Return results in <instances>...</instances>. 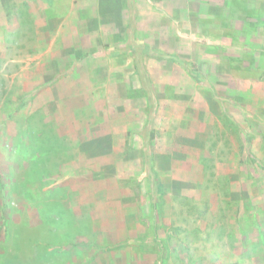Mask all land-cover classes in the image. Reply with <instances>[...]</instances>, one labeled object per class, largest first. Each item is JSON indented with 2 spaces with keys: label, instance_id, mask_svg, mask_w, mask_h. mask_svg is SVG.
I'll return each instance as SVG.
<instances>
[{
  "label": "rangeland",
  "instance_id": "1",
  "mask_svg": "<svg viewBox=\"0 0 264 264\" xmlns=\"http://www.w3.org/2000/svg\"><path fill=\"white\" fill-rule=\"evenodd\" d=\"M134 6L130 58L74 69L38 6L0 19V264H264V79Z\"/></svg>",
  "mask_w": 264,
  "mask_h": 264
},
{
  "label": "crops",
  "instance_id": "2",
  "mask_svg": "<svg viewBox=\"0 0 264 264\" xmlns=\"http://www.w3.org/2000/svg\"><path fill=\"white\" fill-rule=\"evenodd\" d=\"M135 2L143 6L142 9L152 6L167 11L171 19L186 28L183 33L205 34L213 41L228 36L232 42L240 44L236 55L247 59L243 70L257 71L264 79V0H11L9 4L13 11H20L26 5L31 18H37L31 11H36L32 6H38L43 12L40 16L43 27L59 30L50 42H58L62 49L51 54V58L70 59L68 66L74 69L81 66L78 60L83 55L91 59L96 53L94 50H102L105 55L108 43L114 44L108 45L113 56L130 58L117 48V42H122L120 37L128 29L132 11L138 10ZM8 17L0 0L2 23ZM91 34L99 35L92 39ZM84 43L90 45L91 53L84 54Z\"/></svg>",
  "mask_w": 264,
  "mask_h": 264
},
{
  "label": "trees",
  "instance_id": "3",
  "mask_svg": "<svg viewBox=\"0 0 264 264\" xmlns=\"http://www.w3.org/2000/svg\"><path fill=\"white\" fill-rule=\"evenodd\" d=\"M10 1H11V0H3V4L5 5L6 11H7V15H10V13H11V8H10V4H9ZM169 56H170V58L173 59L174 61H176V62H178V63L184 65V66L188 69L189 73L191 74V76H192L193 78H195V79L198 80V81L201 80L198 71H197L195 68H192V67L190 66V63H188L187 61H184V60L180 59V58H179L177 55H175V54H170Z\"/></svg>",
  "mask_w": 264,
  "mask_h": 264
}]
</instances>
